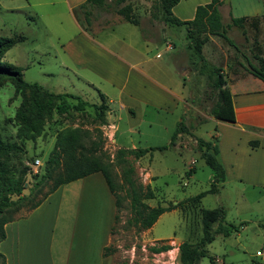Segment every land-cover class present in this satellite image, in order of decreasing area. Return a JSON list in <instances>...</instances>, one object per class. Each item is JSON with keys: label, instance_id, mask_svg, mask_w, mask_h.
<instances>
[{"label": "rangeland", "instance_id": "374dc122", "mask_svg": "<svg viewBox=\"0 0 264 264\" xmlns=\"http://www.w3.org/2000/svg\"><path fill=\"white\" fill-rule=\"evenodd\" d=\"M203 1L181 0L179 8L191 12L194 4ZM127 4L132 6L139 24L124 19L120 8ZM158 4L157 0H107L103 6H75L72 10L65 0H0V37L16 41L4 60L17 66L25 81L38 82L51 92L80 95L89 103L84 111L71 109L64 114L53 111L43 119L39 136L23 140L18 137L16 116L22 103L32 95L28 90L19 89L11 79H0V140L16 146L0 153L3 172L0 188L11 177L17 178L24 185L21 194L29 195L42 180L44 164L62 134L81 127L102 139L104 160L111 162L114 181L123 196L119 218L112 229L109 245L112 254L108 264H182L180 244L197 243L202 236L201 209L217 207L226 210L225 224L234 223L239 230L229 236L216 235L207 246V255L198 264H264V190L236 175H230L224 183L217 182L218 191L207 193L197 204L163 213L149 229H139L129 223L132 212L122 184V166L116 159L119 148L167 146L140 158L128 157L138 180L150 184L156 193L155 198L147 200L150 206L177 204L208 191L215 179L211 167L202 158L198 139L217 143L218 122L211 109L218 101L219 89L209 78L210 70L202 66L201 58L189 47L186 27L168 24ZM246 6L249 18L242 26L233 24L231 12L244 16ZM220 9L226 33L239 49L219 35L193 33L199 42L206 41L202 54L208 66L222 70L229 58V62L236 61L248 68L246 56L258 64L257 54L264 58V15L259 17L258 26L251 17L264 13V0H222ZM85 34L135 64L139 59L148 60L138 67L178 91L177 109L172 101L160 96L164 109L131 101L122 95L113 84L115 81L120 86L126 84L131 92L150 97L159 91L151 78L135 70L128 74V66L126 72L114 69L117 74L111 71L110 65L106 71L98 69L97 63L101 61L93 69L87 67L84 62L89 60L88 52L91 60L95 58L93 61L105 57L99 53L96 42L92 44ZM159 51L161 54L157 56ZM146 52L148 55L144 57ZM249 73L247 86L252 84L249 78H257ZM100 92L108 97L105 98L108 110H101ZM67 99L77 102L72 97ZM123 104L127 107L122 108ZM128 105L135 107L137 114H132ZM181 120L187 131L179 133L171 145L173 131ZM35 159H40L42 164L35 165ZM48 187L44 185L34 192L33 199L14 213V218L28 216L30 206L43 197ZM56 212L57 203L53 206L49 203L43 215L51 217ZM166 244L171 246L169 250H153Z\"/></svg>", "mask_w": 264, "mask_h": 264}, {"label": "trees", "instance_id": "16d2710c", "mask_svg": "<svg viewBox=\"0 0 264 264\" xmlns=\"http://www.w3.org/2000/svg\"><path fill=\"white\" fill-rule=\"evenodd\" d=\"M107 0H86L80 7L86 5L103 6ZM123 2L125 0H116ZM162 9L164 20L170 25L186 27V37L189 40V47L201 58L202 66L210 70L209 78L213 81L214 86L219 89L218 101L211 109L212 115L220 120L235 122L236 115L232 105L231 98L225 86L227 80L222 73L221 68L210 67L206 58L202 54V48L206 43L205 39L199 42L196 35L201 32H209L214 35H219L229 42L230 45L239 49L235 42L227 35L225 25L222 21V13L220 6L221 0H210L205 5H198L196 8L195 17L191 20H181L174 15L172 9L180 2V0H157ZM124 19L132 24H139V20L134 17L133 9L130 4L120 8ZM232 17L233 24L242 26L249 16ZM255 26H258L259 17H251ZM15 39L11 37H0V79H11L15 85L25 91H30L32 98L26 99L17 112L19 121L18 137L23 140L34 139L39 136L42 130L43 119L56 111L59 114L68 113L71 109L84 111L89 106L88 101L77 94L55 93L44 89L38 82H27L23 78L21 70L4 60L6 52L13 47ZM244 57L246 56L243 54ZM259 63H254L246 56L248 63V71L254 76L260 78L264 82V58L257 54ZM212 72V73H211ZM68 97L77 100L76 103L68 101ZM103 104L101 110H108V105L105 103V97L102 94ZM187 127L181 120L173 131L170 144H175L176 136L179 133L186 132ZM102 139L94 137L93 133L81 127H75L67 130L62 134L57 142L56 148L52 151L50 157L44 164V175L40 182L35 184V188L27 196L22 195L24 185L20 179L10 178L0 188V242L6 238L5 225L14 221V213L27 205V201L33 199V194L39 191L44 185H49L48 191L43 197L30 206V210L38 207L51 193L59 186L71 181L86 177L95 172H101L116 198L117 213L115 221L119 218V211L122 206L123 196L119 193L118 185L114 181L112 174V164L104 160L102 153ZM199 147L202 150V158L208 166L211 167L214 174L213 186L208 190L201 192L193 197H188L177 204H169L167 206L157 205L150 206L147 203L148 199L156 197V193L150 184H144L135 176V168L130 163L128 157L134 156L140 158L155 150L166 149L167 146L147 147V148H119L117 150L116 159L118 164L122 166V181L126 187V195L130 199V210L132 216L129 218V223L139 229L151 228L158 218L165 212L176 208H184L188 205H194L209 192H217V182L226 180V171L220 159L219 146L217 143L207 141L202 138L198 139ZM252 147L259 146V140H251ZM16 149L14 144H5L0 140V153H5L8 150ZM0 170V178L2 177ZM16 194V199L11 196ZM33 196V197H32ZM203 233L197 243L184 241L180 244V261L182 264H198L200 260L208 253L207 246L213 242L216 235L221 234L229 236L234 231H238L239 227L234 223L225 224L226 210L223 207L213 209H201ZM218 224L214 229V224ZM169 244L161 247L153 248L156 252L169 250ZM112 254L110 247H105L104 255ZM0 264H7L5 255L0 251Z\"/></svg>", "mask_w": 264, "mask_h": 264}, {"label": "crops", "instance_id": "0c3cea01", "mask_svg": "<svg viewBox=\"0 0 264 264\" xmlns=\"http://www.w3.org/2000/svg\"><path fill=\"white\" fill-rule=\"evenodd\" d=\"M65 1L73 10L86 0ZM209 2L210 0H204L194 4L191 12L179 8V2L172 11L181 20H191L195 17L197 6ZM245 9L243 15L247 16V6ZM263 15L264 13L253 17ZM231 16L241 17L232 12ZM84 37L92 44L96 42L88 34ZM78 41L77 39L75 44ZM95 45L105 59L101 57L93 61L95 58L91 60V53L88 52L89 60L84 62L87 67L93 69L96 62L101 61L97 63L98 69L106 71L110 65L113 67L111 71L117 74L114 69L126 72L128 66V74L135 70L136 73L151 78L159 87V91L153 93L155 96L150 97L149 94L131 92L127 90L126 84L120 86L113 80L122 95H126L131 101H141L145 105L164 109V100H160V96L172 101L173 107L177 109L178 91L161 84L152 75H148L145 69L138 67L146 64L148 60L139 59L135 64L103 43L96 42ZM159 54L160 51L157 56ZM147 55V52L144 53V57ZM229 60L227 58L226 65L222 67V73L227 80L224 88L231 98L236 121L229 122L214 117L218 122L215 139L219 146L220 159L226 171V180L230 175H236L240 180L249 181L253 186L264 190V82L258 77L249 78L252 84L247 86V77L251 75L247 67ZM102 94L100 92L101 97ZM103 96L108 98L106 94ZM128 106L132 114H137L135 107ZM121 107L125 108L127 105L123 104ZM251 140H259V146L252 147L249 143ZM49 203L52 206L57 203V212L55 216L45 217L43 212ZM116 213L114 194L103 174L95 172L62 184L38 207L31 210L28 216L7 223L6 238L0 242V251L5 255L7 264H108L111 254L105 256L104 249L111 244Z\"/></svg>", "mask_w": 264, "mask_h": 264}, {"label": "built area", "instance_id": "2783aa9c", "mask_svg": "<svg viewBox=\"0 0 264 264\" xmlns=\"http://www.w3.org/2000/svg\"><path fill=\"white\" fill-rule=\"evenodd\" d=\"M35 165L39 166L42 164L41 160L40 159H35ZM258 253H261V252H258Z\"/></svg>", "mask_w": 264, "mask_h": 264}]
</instances>
